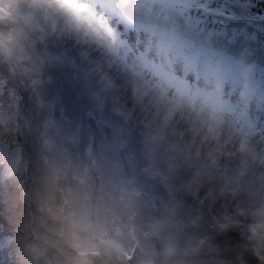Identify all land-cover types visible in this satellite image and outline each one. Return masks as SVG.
Instances as JSON below:
<instances>
[{
  "label": "rangeland",
  "instance_id": "374dc122",
  "mask_svg": "<svg viewBox=\"0 0 264 264\" xmlns=\"http://www.w3.org/2000/svg\"><path fill=\"white\" fill-rule=\"evenodd\" d=\"M158 1L179 9L184 20L194 22L184 40L179 28L167 35L156 28L133 24L120 15L113 20L116 41L135 49L143 61H150L159 71L153 76L154 82L175 90L183 87L205 92L228 102L239 118L242 111L240 95L245 87L250 86L264 97V66L246 68L238 64L222 44H215L218 40L211 38L215 28L208 22L209 16L204 20L202 14L209 11L227 17L232 2L240 3L249 11H258L259 3L264 0ZM50 27L41 26L33 37L34 46L29 50L32 58L48 63L43 66L45 84H37L29 92V95L36 94L34 99L27 97L28 100L22 101L20 79L39 76V64L31 58L26 65L27 74L13 67L11 73L7 72L13 84L12 97L18 101L10 109L0 106V256L12 245L8 239L13 234L10 231L15 230L28 234V239L30 235L41 240L43 245L47 243L42 256L33 255V247L20 245L19 253H13L20 264H54L68 241L70 225L73 233L80 234H86L93 227L107 226L112 235L120 232L142 239L139 246L143 251L156 250L155 243L144 241V232H148V225L154 219L169 216L176 218L177 228L168 234L166 242H175L177 233L184 244L198 242L206 233L205 229L209 230L213 218L217 225L225 218L218 188L211 187L206 180L209 192L207 185H201L194 193L184 165L176 167L174 160L170 162L171 158L168 164L166 159L157 157L158 152L147 145L149 141L142 133L132 129L130 134L127 133L125 126L114 120V115L104 112L103 101L96 94L100 90L94 91L87 75L77 68L84 54L72 45L63 46L56 40L59 39L57 36L52 38ZM216 28L223 30L224 23ZM221 38L225 42L224 37ZM120 58L124 63L129 60L123 55ZM137 68L143 81L135 80V83H146L145 87L149 89L153 80L142 74L150 70L146 66ZM249 71L254 73L250 80L246 79ZM37 90L43 93H37ZM0 102L13 101L0 98ZM16 120V125L30 135L28 138L16 139L14 133L5 130L4 124L15 127ZM251 121L249 123L253 127L257 124L263 135L262 142L254 147L257 151L264 145V114ZM246 128L250 130V127ZM31 130H34L32 135ZM95 133L96 140H93ZM93 142H96V153ZM165 169H169L172 178H159V171L163 173ZM155 170L158 172L153 173ZM147 174L151 176L150 182L149 176L145 177ZM177 176L185 180L181 185L176 181ZM140 188L147 197L152 192L155 194L159 204L157 209L138 192ZM230 204L232 218L241 221L244 217L247 224L255 226L254 210L244 216L239 212L244 210L240 209V202ZM192 221L198 227H188ZM8 225L11 228L7 229ZM235 233L244 241L235 239L234 233L230 235L233 239H220L217 245H212L201 255L203 264H258L251 255L250 234L246 239V231L241 226ZM36 234L39 237H35ZM145 237L148 239V234ZM68 242L77 246L76 235ZM1 261L5 262L1 259L0 264ZM8 264H14L12 259Z\"/></svg>",
  "mask_w": 264,
  "mask_h": 264
},
{
  "label": "trees",
  "instance_id": "16d2710c",
  "mask_svg": "<svg viewBox=\"0 0 264 264\" xmlns=\"http://www.w3.org/2000/svg\"><path fill=\"white\" fill-rule=\"evenodd\" d=\"M120 3L122 7L118 15L123 16L133 24L156 28L159 33L164 32L166 34L179 28V34L184 40L185 36L193 28L194 22L184 20L178 12L179 9L166 6L158 0H120ZM232 4V10L227 17H222L209 11H206L205 14L202 12L204 20H207L206 16H209L208 22H211L215 28L211 38L218 40L215 44H222L226 52L238 64L246 68L264 66V2L259 3L258 11H249L237 2H232ZM223 23L224 29L219 31L216 26ZM50 26L47 25V27ZM49 30L52 32V38L54 36L59 38L56 40L60 44L65 47L72 45L74 49L84 54V56L81 55L77 68L79 70L81 68L84 72L82 70L80 72L87 75L88 83L94 91L100 90L96 94L98 99L103 101L102 108L104 112L114 115V120L119 122L120 126H125L124 129L127 133L130 134L131 129L142 133V136L149 141L147 145L153 146V149L159 153H157V157L160 156L166 159L168 164L171 158L170 162L174 160L176 167L179 164L181 166L184 165L185 170H187L188 182L194 186V193L199 187L207 185L206 180L212 185L211 187L215 186L218 188V191H220L219 198L223 200L222 214L225 213V218L218 225L215 222V218H213L209 224V230L206 228V233H203L199 238L198 241H204L202 254L208 248H212V245H217L220 239H228L233 233L237 237L235 239H238L235 232L239 226L244 227L246 231L244 237L246 238V235L250 234V227L254 228V225L247 224L244 217H242L241 221L232 218V204L230 203L236 204L240 202L242 204L240 209L244 210L239 212L244 216H247L249 211L254 210L257 213L264 209V164L260 163L261 160H264V145L260 146L257 151L254 149L259 142H262L260 139L263 137V135H260L261 130L258 125L256 124L253 127L249 122L242 123L243 121L236 115V109L233 106L226 101H220L210 95L208 96L205 92L183 87L175 90L166 86V84L154 82L153 76H155V73H159L155 69L156 67L150 61H143L135 49L127 48V45L121 42L118 43L115 35L114 41L119 51L115 48V54H109L99 50L95 45L78 41L76 37L62 31L59 26H51ZM195 34L193 35L194 37L197 36ZM200 34H203V31ZM221 36L224 37L225 42ZM53 51H55V48ZM122 55L129 59L126 63L120 61ZM32 59L39 64L41 73L34 78L22 77L20 79L22 101L27 97L34 99L36 94L29 95L30 90L34 89L35 85H44L46 82V72L43 66L48 63L35 58ZM142 66H146L152 73L145 70L142 74L151 81L153 80L150 90L145 87L146 83H135L137 82L135 80H142L137 68ZM10 69L9 65L0 64V98L4 101H13L8 103L0 102V106L5 105L6 109H10L11 105L18 101V99L15 100L12 97L11 89L13 84L10 81V77H8V74L11 73ZM2 72L6 74L2 75ZM29 83H31L30 88L28 87ZM130 84L132 85L131 87H129ZM74 90L76 92V89ZM38 92L41 91L37 90ZM18 97L20 98V96ZM209 108H219L221 110L223 122L221 127L217 129V134L219 143L223 146L222 151H217L216 141L205 139ZM15 122V127L4 124L5 130L8 133H14L16 139H23L21 137L28 138L30 135H27L23 127L16 125L17 120ZM245 126L250 127V130H247ZM33 132L34 130H31V135ZM249 133H252V135L250 136ZM96 135L97 133L93 135V140H96ZM246 135L249 138V145L255 156V160L250 159L247 165L244 164L239 153L240 144ZM95 146L96 142H93L94 153H96ZM157 172L155 170L153 173ZM147 176L149 174L145 175V177ZM165 176L172 178L169 169H165L163 173L159 171V178H164ZM147 179L150 182L151 176ZM189 179H192V181ZM176 181L178 185H181L185 180L182 181L177 176ZM207 188L209 192V186ZM138 192H141L140 194L143 198L152 202L153 208L157 209L159 204L153 192L148 197L145 196L143 188L138 189ZM233 192L236 193L235 196L232 195ZM152 214L157 213L152 212ZM230 222L232 224L230 228H222V226ZM9 228L11 227L8 225L7 229ZM10 232L15 234V236L13 234L9 235L8 241L12 245L4 250V255L0 256V260L4 259L5 261H1V264H8L11 259L12 263L20 264L13 255V253H19L17 248L21 247L20 245L27 248L37 246L40 249H44L47 246V243L43 245L41 240L38 241L33 236L29 235L28 239V234L24 232L15 230ZM25 234L26 237L24 236ZM147 234L149 236L148 239L145 237ZM19 235L20 241L18 243L17 237ZM35 237H39V234H36ZM144 238V241L156 244V250L153 249V251H158L161 248L163 242L154 239L146 230ZM178 240L180 244H184L183 239L180 238ZM238 240L244 241L240 238ZM141 242L142 239H136L135 251H143L139 246ZM31 253L33 254L32 250Z\"/></svg>",
  "mask_w": 264,
  "mask_h": 264
},
{
  "label": "clouds",
  "instance_id": "9594fccd",
  "mask_svg": "<svg viewBox=\"0 0 264 264\" xmlns=\"http://www.w3.org/2000/svg\"><path fill=\"white\" fill-rule=\"evenodd\" d=\"M121 7L120 0H0V64L27 74L29 69L26 65L31 61L29 50L34 46L33 37L42 25L59 26L78 41L115 54L113 20ZM253 74L249 71L246 79L250 80ZM240 101L241 121L248 123L259 114H264V97L250 86L243 89ZM222 122L221 110L209 108L205 139L216 141L217 151L223 148L217 134ZM239 153L245 165L250 159L255 160L247 135L240 144ZM260 163L264 164V160ZM254 219L256 224L249 229V241L253 244L251 255L258 264H264V255H261L264 251V209L258 211ZM231 226L230 222L222 228ZM188 227L196 228L198 225L192 221ZM176 228L174 216L154 219L148 225V232L154 239L163 242L161 248L158 251L137 252L134 250L135 235L120 232L112 235L107 226L90 228L86 234L73 233L70 225L68 241L76 235L77 246L65 241L54 264H203L200 260L203 240L180 244L177 233L175 242H166L168 234ZM32 252L36 256L45 255V251L37 246H33Z\"/></svg>",
  "mask_w": 264,
  "mask_h": 264
},
{
  "label": "bare ground",
  "instance_id": "6f19581e",
  "mask_svg": "<svg viewBox=\"0 0 264 264\" xmlns=\"http://www.w3.org/2000/svg\"><path fill=\"white\" fill-rule=\"evenodd\" d=\"M160 190V189H159ZM161 191V190H160Z\"/></svg>",
  "mask_w": 264,
  "mask_h": 264
},
{
  "label": "water",
  "instance_id": "95a60500",
  "mask_svg": "<svg viewBox=\"0 0 264 264\" xmlns=\"http://www.w3.org/2000/svg\"><path fill=\"white\" fill-rule=\"evenodd\" d=\"M223 239V238H222Z\"/></svg>",
  "mask_w": 264,
  "mask_h": 264
}]
</instances>
